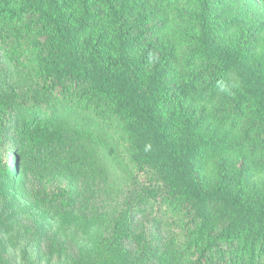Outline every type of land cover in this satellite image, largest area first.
Listing matches in <instances>:
<instances>
[{
    "label": "trees",
    "instance_id": "16d2710c",
    "mask_svg": "<svg viewBox=\"0 0 264 264\" xmlns=\"http://www.w3.org/2000/svg\"><path fill=\"white\" fill-rule=\"evenodd\" d=\"M7 66L33 91L23 103L0 96V141L17 143L4 171L18 154L43 180L84 162L63 105L134 187L68 264H158L151 221L136 219L147 213L171 236L160 264H264V4L0 0ZM50 195L71 201L68 188L34 191L42 204ZM0 264H15L1 243Z\"/></svg>",
    "mask_w": 264,
    "mask_h": 264
},
{
    "label": "rangeland",
    "instance_id": "374dc122",
    "mask_svg": "<svg viewBox=\"0 0 264 264\" xmlns=\"http://www.w3.org/2000/svg\"><path fill=\"white\" fill-rule=\"evenodd\" d=\"M258 2L264 4V0ZM32 91L29 79L12 66L0 69V96L23 103L31 99ZM57 109L68 134L76 137V141L70 139L73 148L84 157V162L70 173L60 172L64 166H58L43 180L26 157L19 158L18 154L19 169L8 174L4 169L12 168L17 143L5 137L0 141V243L15 264H68L80 250L91 247L109 231L115 215L133 197L130 177L114 154L101 145L95 149L90 135L87 139L80 137L85 134L86 123L79 116L64 111L63 105ZM37 187L46 191L68 188L71 201L67 205L52 202L50 195L42 204L34 196ZM152 217L147 213L136 219L151 221L158 264L171 261L170 233L152 223ZM165 254L168 258L163 257Z\"/></svg>",
    "mask_w": 264,
    "mask_h": 264
}]
</instances>
